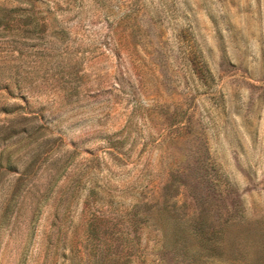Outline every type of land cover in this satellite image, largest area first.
<instances>
[{"label": "rangeland", "instance_id": "1", "mask_svg": "<svg viewBox=\"0 0 264 264\" xmlns=\"http://www.w3.org/2000/svg\"><path fill=\"white\" fill-rule=\"evenodd\" d=\"M0 264H264V0H0Z\"/></svg>", "mask_w": 264, "mask_h": 264}]
</instances>
